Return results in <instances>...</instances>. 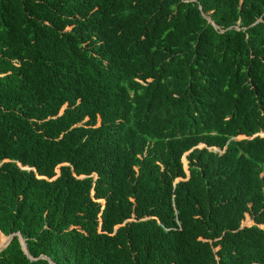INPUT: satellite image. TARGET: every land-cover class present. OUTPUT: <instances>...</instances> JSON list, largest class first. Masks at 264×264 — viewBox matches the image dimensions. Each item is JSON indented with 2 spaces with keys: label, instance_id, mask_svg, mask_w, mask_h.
<instances>
[{
  "label": "trees",
  "instance_id": "16d2710c",
  "mask_svg": "<svg viewBox=\"0 0 264 264\" xmlns=\"http://www.w3.org/2000/svg\"><path fill=\"white\" fill-rule=\"evenodd\" d=\"M263 133L264 0H0V264H264Z\"/></svg>",
  "mask_w": 264,
  "mask_h": 264
},
{
  "label": "water",
  "instance_id": "95a60500",
  "mask_svg": "<svg viewBox=\"0 0 264 264\" xmlns=\"http://www.w3.org/2000/svg\"><path fill=\"white\" fill-rule=\"evenodd\" d=\"M184 159V158H183ZM185 170L187 171V174H188V170L187 168L185 167ZM17 235L19 237V241L21 243V246L23 248V250L25 251L26 254H28V251H27V248H26V242L25 240L22 238L21 234L19 232H16V233H13V234H10L8 235L7 239H6V242L4 243L3 247L0 248V251L9 244V242L11 241V239ZM39 258H43V259H46L50 264H56L54 263L49 257L45 256V255H41Z\"/></svg>",
  "mask_w": 264,
  "mask_h": 264
},
{
  "label": "rangeland",
  "instance_id": "374dc122",
  "mask_svg": "<svg viewBox=\"0 0 264 264\" xmlns=\"http://www.w3.org/2000/svg\"><path fill=\"white\" fill-rule=\"evenodd\" d=\"M262 135H264V133H263ZM239 138H240V137H239ZM215 150H218V149H215ZM183 162H184L185 167L187 168L185 158L183 159ZM247 220H250V221L248 222ZM250 224H253V221L251 220L249 214L246 213V215H245V219L242 221V225H250ZM7 237H8V236L2 234V236H0V241H2L3 243H5Z\"/></svg>",
  "mask_w": 264,
  "mask_h": 264
},
{
  "label": "bare ground",
  "instance_id": "6f19581e",
  "mask_svg": "<svg viewBox=\"0 0 264 264\" xmlns=\"http://www.w3.org/2000/svg\"><path fill=\"white\" fill-rule=\"evenodd\" d=\"M3 244H4V243H3ZM3 244H2V245H3Z\"/></svg>",
  "mask_w": 264,
  "mask_h": 264
}]
</instances>
